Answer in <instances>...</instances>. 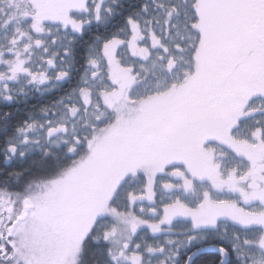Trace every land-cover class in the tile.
<instances>
[{
    "label": "snow or ice",
    "instance_id": "6c2138e0",
    "mask_svg": "<svg viewBox=\"0 0 264 264\" xmlns=\"http://www.w3.org/2000/svg\"><path fill=\"white\" fill-rule=\"evenodd\" d=\"M30 94L0 264H264V0H0V106Z\"/></svg>",
    "mask_w": 264,
    "mask_h": 264
},
{
    "label": "trees",
    "instance_id": "16d2710c",
    "mask_svg": "<svg viewBox=\"0 0 264 264\" xmlns=\"http://www.w3.org/2000/svg\"><path fill=\"white\" fill-rule=\"evenodd\" d=\"M131 2H135V0H131ZM85 39H88V37H85ZM41 99L42 98L37 94H30L26 102L12 106L10 109H5L3 106H0V111L11 110L14 113V119H21L23 115L26 114V109H30L34 104L39 102ZM2 139H3V136L0 135V141H2ZM20 166L21 164L19 161L11 164L10 166L5 165L3 162V158L0 157V176H3V174L6 171L18 168Z\"/></svg>",
    "mask_w": 264,
    "mask_h": 264
}]
</instances>
